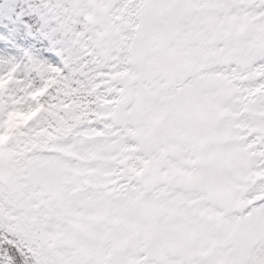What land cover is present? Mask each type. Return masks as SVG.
Returning <instances> with one entry per match:
<instances>
[{"label":"snow or ice","instance_id":"6c2138e0","mask_svg":"<svg viewBox=\"0 0 264 264\" xmlns=\"http://www.w3.org/2000/svg\"><path fill=\"white\" fill-rule=\"evenodd\" d=\"M0 264H264V0H0Z\"/></svg>","mask_w":264,"mask_h":264}]
</instances>
